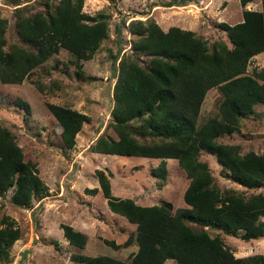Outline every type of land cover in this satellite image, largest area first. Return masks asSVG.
Instances as JSON below:
<instances>
[{
    "label": "trees",
    "instance_id": "16d2710c",
    "mask_svg": "<svg viewBox=\"0 0 264 264\" xmlns=\"http://www.w3.org/2000/svg\"><path fill=\"white\" fill-rule=\"evenodd\" d=\"M30 0H9L15 9V30L20 42L9 43V21L0 17V84H22L40 66L61 50L73 57L78 77L84 76L83 61L94 58L111 37V16L91 15L83 10L85 0H44L42 10H28ZM117 0H111L116 2ZM174 6L179 0H158ZM254 0H241L246 7ZM261 10L245 9L243 21L221 22L231 46L223 39L209 42L193 30L172 26L164 30L153 16L132 19L128 25L130 49L113 55L118 69L113 89L114 106L107 129L91 145L92 152L105 155L160 159L151 174L163 188L168 179L167 160L176 159L190 184L184 193L186 208L174 209L170 201L142 205L133 198L115 196L111 172L98 169L97 176L110 210L136 225L135 234L123 245L137 244L129 260L83 252L87 235L70 224H62L64 237L78 252V264H264V254L236 257L233 249L214 228L245 241L264 237V193L246 194L222 189L203 152L215 155L224 177L246 189L264 186V153H242L237 144L219 138L238 130L245 117L264 104V68L248 72L251 59L264 52V0ZM121 35V32L117 33ZM41 91L42 85L38 86ZM220 90L219 114L200 121L208 92ZM26 114L31 105L18 97L13 101ZM62 126L63 147L73 149L76 137L91 117L69 106L48 103ZM48 185L36 164L26 159L15 133L0 122V196L12 192V202L31 207L47 196ZM97 194L99 188L87 189ZM192 223L201 226L193 227ZM21 238L15 220L0 221V263L12 261L11 250ZM56 244V243H55Z\"/></svg>",
    "mask_w": 264,
    "mask_h": 264
},
{
    "label": "rangeland",
    "instance_id": "374dc122",
    "mask_svg": "<svg viewBox=\"0 0 264 264\" xmlns=\"http://www.w3.org/2000/svg\"><path fill=\"white\" fill-rule=\"evenodd\" d=\"M57 3L59 0H50ZM44 0H30L28 10H42ZM158 0H85L83 10L91 15L106 12L111 16V37L106 40L94 58L83 61L84 76L78 77L73 57L61 50L36 69L22 84H0V122L16 135L26 159L37 165L39 176L48 185L47 196L34 200L31 207H20L12 200V192L0 196V221L9 215L21 230L11 250L12 261L0 264H78L71 259L78 249L64 237L62 224H70L87 235L83 252L89 255H109L129 260L138 251L137 244L114 248L108 241L123 245L135 234L136 225L125 217L112 212L104 197L97 170L111 172L112 191L121 198H133L142 205L170 201L174 209L186 208L184 193L190 184L186 171L176 159L167 160L168 179L163 188L151 174L160 159L105 155L92 152L90 147L107 129L114 106L113 89L118 69L113 55L130 49L133 38L126 27L132 19L153 16L157 23L168 30L172 26L193 30L211 43L217 39L231 43L221 22L236 24L243 21L245 9L261 10V0H254L243 7L241 0H179L174 6L162 5ZM9 0H0V17L9 21V43L20 42L15 30L16 15ZM121 32L120 36H117ZM264 68V52L254 56L248 72ZM43 86L42 90L38 87ZM21 97L31 105L26 114L13 102ZM222 95L219 89L208 92L202 107L200 121L219 114ZM48 103L69 106L91 117L76 137V146L66 149L61 142L62 126L51 113ZM255 114L242 119L236 132L219 138V142L237 144L242 153H264V104L255 107ZM202 161L209 163L221 188H234L246 194L264 193L260 189H246L222 174V165L215 155L203 152ZM99 188V193L87 192ZM200 229L198 224H190ZM212 235H220L236 257L264 254V237L245 241L224 232L208 228ZM56 243V244H55ZM164 264H178L168 259Z\"/></svg>",
    "mask_w": 264,
    "mask_h": 264
}]
</instances>
